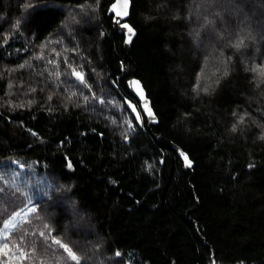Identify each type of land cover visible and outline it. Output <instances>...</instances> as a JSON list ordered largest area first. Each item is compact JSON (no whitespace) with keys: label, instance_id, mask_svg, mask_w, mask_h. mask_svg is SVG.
I'll list each match as a JSON object with an SVG mask.
<instances>
[{"label":"trees","instance_id":"obj_1","mask_svg":"<svg viewBox=\"0 0 264 264\" xmlns=\"http://www.w3.org/2000/svg\"><path fill=\"white\" fill-rule=\"evenodd\" d=\"M113 1L0 0L1 264H264V0Z\"/></svg>","mask_w":264,"mask_h":264},{"label":"water","instance_id":"obj_2","mask_svg":"<svg viewBox=\"0 0 264 264\" xmlns=\"http://www.w3.org/2000/svg\"><path fill=\"white\" fill-rule=\"evenodd\" d=\"M123 4H124V0H114L112 2V4L109 7V12L113 14V22H114V26L115 28L119 31V32H124L125 33V45L127 48L130 47L134 37L137 34V30L136 28L133 26V24L129 21V17L131 14V7H132V0H130L129 2V6L127 9L128 15L127 16H120L119 13L121 11H123ZM113 5H115V7H113ZM117 21H119V23H117ZM124 23H127L133 30H134V34H131L128 32L127 29L123 28L122 25ZM129 35H131V41L128 42V37ZM132 81H138L139 82V86L142 89L143 95L140 94L139 91H137L136 87L131 83ZM128 86L130 88V91L138 98V100L140 101V106L137 104V102L133 101L131 98H126V103L127 106L129 107V109L131 110V112L133 113V115L136 117V113L139 112L140 115V120H137L138 124L140 127L144 126V115L147 117L148 120V125L152 126L153 124H157L159 122V118L158 115L153 107L152 104V100L151 98L148 96V92L144 86V83L141 81V79H139L136 76H131V78L128 80ZM144 103H147L148 108L151 110V112L154 114L152 117H149L147 115V111L142 107V105ZM142 121V122H141ZM174 147L178 150L180 157L183 159V155L182 154H186L188 159L191 161V166H187V162L183 159L185 166L187 169L192 170L194 162L191 159L189 153L183 149L180 145L173 143Z\"/></svg>","mask_w":264,"mask_h":264},{"label":"snow or ice","instance_id":"obj_3","mask_svg":"<svg viewBox=\"0 0 264 264\" xmlns=\"http://www.w3.org/2000/svg\"><path fill=\"white\" fill-rule=\"evenodd\" d=\"M129 2L130 0H124V4H123V11H121L119 13L120 16H127L128 15V12H127V9H128V6H129ZM113 7H115V5H113ZM19 21L16 22L17 26L19 25ZM117 23H119V21H117ZM123 28L127 29L129 33L131 34H134V30L127 24V23H124L122 25ZM131 41V35H129L128 37V42ZM242 43V41H241ZM237 47L240 46V44L238 43L236 45ZM69 67H71V65H69ZM75 76L83 83L84 82V74L82 72H74ZM53 75L59 77L60 73L59 72H55L53 73ZM262 75H264V71H262ZM137 89V91L140 92L141 95H143V92H142V89L140 88L139 86V82L138 81H132L131 82ZM72 95H76V93H72ZM89 99L88 96H84V100L87 101ZM142 107L147 111V115L149 117H152L154 114L151 112V110L148 108V105L147 103H144L142 105ZM137 120H140V115H139V112L136 113V117H135ZM142 122V121H141ZM235 130V129H234ZM183 155V159L187 162V166H191V161L188 159L187 155L186 154H182ZM21 167H23V165H21ZM251 167V165H250ZM0 191H3V189H0ZM26 199L28 200V203L31 204L32 203V197L30 195H27L26 194ZM24 211L23 209H21V212ZM27 211L29 213H36L38 211V208L36 206H31V207H27ZM21 212H16L12 217L11 219L7 220L6 223H3V229L5 230V233L7 234L8 233V230L10 228H15L16 227V221H17V217H20L21 216ZM37 219H39V217H37ZM44 228L45 229H49L50 230V226L45 224L44 225ZM39 235L41 237H45V232L44 231H41L39 233ZM21 241H23L24 237L21 236ZM54 239V242L57 244V245H60L61 244V241L59 239ZM62 247L67 251V256L70 257L71 261L74 262V264H79V258L78 256L73 252V250L68 246V244H63ZM17 248H19V246L17 245ZM8 249V244L7 243H4L3 245V249H0V252H3L5 256L8 255V252L5 251ZM21 253L23 254V250L21 249L20 250ZM34 251V249H33Z\"/></svg>","mask_w":264,"mask_h":264},{"label":"rangeland","instance_id":"obj_4","mask_svg":"<svg viewBox=\"0 0 264 264\" xmlns=\"http://www.w3.org/2000/svg\"><path fill=\"white\" fill-rule=\"evenodd\" d=\"M19 166H20V168H22L21 167V164H19ZM18 173V172H17ZM22 178V177H21ZM21 178H18V177H16V179H13V183H16V184H18V185H20L21 183H20V179ZM8 196L7 195H2L1 197H0V224H1V222H2V220L3 219H5V217L8 215V214H10V212L14 209L13 207H12V204L10 203V201L8 200V198H7ZM32 197V203L31 204H29L28 203V205L27 206H25L24 207V211H22L21 212V210H19L18 212H21V214H23V213H25V215L24 216H26V215H29L30 213L27 211V207H31V206H36L35 205V203H34V196L32 195L31 196ZM15 214V213H14ZM13 216V215H12ZM11 216V217H12ZM11 217L9 218V219H11ZM27 217V216H26ZM9 219H7V220H9ZM7 220L5 221V223L7 222ZM16 223V222H15ZM12 228H10L9 230H8V233L6 234L5 233V230L3 229V226H2V228L0 229V249H3V245H4V243H7V241H6V237L8 236V234L11 232L10 230H11ZM8 244V243H7ZM5 251H7L8 253H9V244H8V249L7 250H5ZM3 254L4 255V253L3 252H0V254ZM1 257V256H0ZM7 261H5V260H3V261H1L0 260V264L1 263H6Z\"/></svg>","mask_w":264,"mask_h":264},{"label":"crops","instance_id":"obj_5","mask_svg":"<svg viewBox=\"0 0 264 264\" xmlns=\"http://www.w3.org/2000/svg\"><path fill=\"white\" fill-rule=\"evenodd\" d=\"M16 224H17V223H16ZM12 229H13V228H12ZM12 229H11V230H12ZM11 230H10V231H11Z\"/></svg>","mask_w":264,"mask_h":264}]
</instances>
